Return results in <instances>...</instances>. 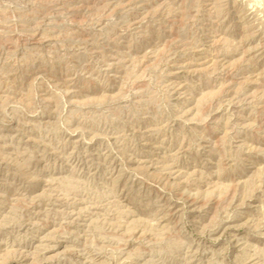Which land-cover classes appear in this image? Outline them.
<instances>
[{"label": "rangeland", "instance_id": "1", "mask_svg": "<svg viewBox=\"0 0 264 264\" xmlns=\"http://www.w3.org/2000/svg\"><path fill=\"white\" fill-rule=\"evenodd\" d=\"M0 264H264V0H0Z\"/></svg>", "mask_w": 264, "mask_h": 264}]
</instances>
